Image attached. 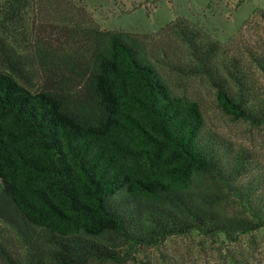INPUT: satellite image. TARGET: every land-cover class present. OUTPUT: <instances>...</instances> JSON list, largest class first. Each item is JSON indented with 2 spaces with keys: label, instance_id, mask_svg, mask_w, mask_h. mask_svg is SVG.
Wrapping results in <instances>:
<instances>
[{
  "label": "trees",
  "instance_id": "trees-1",
  "mask_svg": "<svg viewBox=\"0 0 264 264\" xmlns=\"http://www.w3.org/2000/svg\"><path fill=\"white\" fill-rule=\"evenodd\" d=\"M34 1L0 0V264H122L173 237L264 229V170L206 133L159 69L206 79L226 116L264 130L250 74L264 75V46L177 20L150 50L52 0L47 38Z\"/></svg>",
  "mask_w": 264,
  "mask_h": 264
},
{
  "label": "rangeland",
  "instance_id": "rangeland-1",
  "mask_svg": "<svg viewBox=\"0 0 264 264\" xmlns=\"http://www.w3.org/2000/svg\"><path fill=\"white\" fill-rule=\"evenodd\" d=\"M52 1L76 7V11L81 10L83 16L101 30L133 34L150 50L162 46L166 41L160 34L162 29L177 20L188 22L214 42L228 47L243 43L264 46V22L258 15L264 11V0ZM34 2L38 12L31 11V21H34L36 33L41 30L42 36L49 38L50 30L40 29V20L49 2ZM169 59L173 65L182 61L171 55ZM244 59L249 61V58ZM159 69L176 94L200 104L206 133L217 135L236 150L250 153L264 170V130L254 129L245 122H234L226 116L219 107L215 89L206 79ZM252 70L250 74L257 79L259 91L264 96V75ZM122 264H264V229L242 236L237 244L197 232L173 237L159 247L142 248L133 259Z\"/></svg>",
  "mask_w": 264,
  "mask_h": 264
}]
</instances>
